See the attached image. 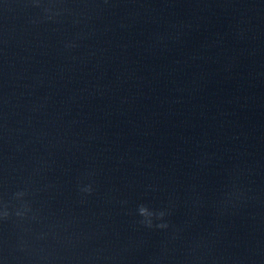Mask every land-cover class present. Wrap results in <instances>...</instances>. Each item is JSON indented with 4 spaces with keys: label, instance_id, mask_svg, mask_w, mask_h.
I'll list each match as a JSON object with an SVG mask.
<instances>
[{
    "label": "clouds",
    "instance_id": "clouds-1",
    "mask_svg": "<svg viewBox=\"0 0 264 264\" xmlns=\"http://www.w3.org/2000/svg\"><path fill=\"white\" fill-rule=\"evenodd\" d=\"M80 191L82 193H85L87 195H92L94 188L92 184H88L87 187L81 188ZM27 195V191L25 189H19L17 190L16 193H14V196L18 197H23ZM243 198V193L240 192L239 197L237 200ZM26 206V202H25ZM228 205H225L224 207L226 208ZM20 213H18L19 215ZM136 214L138 217H140L139 223L142 224L145 228L152 229H168L169 228V223L165 219L167 215H170V212L167 210H158V209H153L149 207L146 204H140L137 206L136 209ZM7 213H0V217H7ZM154 220L160 221L158 223H154Z\"/></svg>",
    "mask_w": 264,
    "mask_h": 264
}]
</instances>
